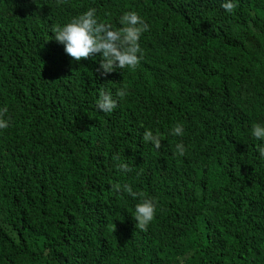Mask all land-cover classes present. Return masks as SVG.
<instances>
[{"label": "trees", "instance_id": "1", "mask_svg": "<svg viewBox=\"0 0 264 264\" xmlns=\"http://www.w3.org/2000/svg\"><path fill=\"white\" fill-rule=\"evenodd\" d=\"M235 2L229 14L222 0H0V264H264L249 131L264 123V0ZM88 7L113 28L122 11L145 17L134 70L105 73L98 54L75 61L52 39ZM125 183L156 203L143 231L140 197L113 189Z\"/></svg>", "mask_w": 264, "mask_h": 264}, {"label": "clouds", "instance_id": "2", "mask_svg": "<svg viewBox=\"0 0 264 264\" xmlns=\"http://www.w3.org/2000/svg\"><path fill=\"white\" fill-rule=\"evenodd\" d=\"M221 7L226 13L231 14L236 7L235 0H222ZM119 27L113 28L110 23L102 22L95 7H88L82 13L71 17L65 23L57 24L53 29V36L57 43L63 46L64 52L75 61L81 58H95L99 55L100 68L105 72H112L116 69H135L143 58V51L140 47L141 36L149 31V23L145 17L133 10L122 11L117 18ZM127 90L121 87L116 92V97L123 98ZM117 106V100L111 92L101 91L95 101L98 111L110 114ZM8 108L0 106V131L10 126V119L7 117ZM250 135L258 141V158L264 160V123H254L250 127ZM170 135L182 136L184 126L182 123H175L169 132ZM143 141L150 142L154 148L160 147V138L151 130H145ZM175 155L183 157L185 146L181 143L175 145ZM118 168L127 172L128 165L120 162ZM117 193H125L127 196L136 198L139 201L133 206L132 218L135 226L141 231L145 230L154 220L156 215V203L153 199L143 197L133 191L130 184L113 185Z\"/></svg>", "mask_w": 264, "mask_h": 264}]
</instances>
